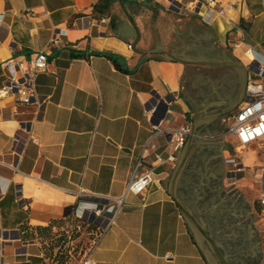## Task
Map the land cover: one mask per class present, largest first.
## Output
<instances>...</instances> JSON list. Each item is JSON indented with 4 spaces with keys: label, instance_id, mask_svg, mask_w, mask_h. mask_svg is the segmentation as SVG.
<instances>
[{
    "label": "crops",
    "instance_id": "1",
    "mask_svg": "<svg viewBox=\"0 0 264 264\" xmlns=\"http://www.w3.org/2000/svg\"><path fill=\"white\" fill-rule=\"evenodd\" d=\"M135 1L100 12V0H0V88L5 62H49L29 104L0 94V264H82L87 254L88 264H210L176 202L196 203L205 187L216 231L236 238L247 226L264 264L251 172L264 141L241 146L226 130L248 81H263L264 0H217L225 11L212 22L181 0ZM182 127L185 144L166 161ZM140 160L152 181L126 192Z\"/></svg>",
    "mask_w": 264,
    "mask_h": 264
},
{
    "label": "built area",
    "instance_id": "2",
    "mask_svg": "<svg viewBox=\"0 0 264 264\" xmlns=\"http://www.w3.org/2000/svg\"><path fill=\"white\" fill-rule=\"evenodd\" d=\"M180 1V0H169ZM183 5L198 13L206 21H213L214 15H222L225 7L220 5L217 0H181ZM205 8L202 11L201 8ZM101 22L103 20H100ZM4 66L8 69V78L5 84L0 88L1 95L14 94L17 95L16 101L19 104H29V97L34 90L35 80L39 73L47 71L49 62L44 53H38L29 61H21L15 65L5 62ZM262 68V71L260 70ZM264 81V58L259 62V71L257 73ZM263 81H255L250 79L246 85V99L244 103L229 117L227 123V132L234 134L240 145L244 146L256 141H264V84ZM189 133L188 127H182L175 132V143L173 152L168 154L166 161L174 162L177 152L184 146L186 135ZM160 159V158H159ZM233 166L231 170L234 174L243 177L245 174L243 164L235 162L234 158L227 160ZM142 160L137 163L133 174L127 184L126 192L138 194L143 192L152 181V172L145 170L138 173L137 168ZM252 175L259 181V189L257 202L259 205V213L264 226V165H257L251 168ZM122 199L118 200L115 211L120 207ZM111 220H109V223ZM98 243L96 239L93 243ZM89 255L83 259L82 264L89 263Z\"/></svg>",
    "mask_w": 264,
    "mask_h": 264
},
{
    "label": "water",
    "instance_id": "3",
    "mask_svg": "<svg viewBox=\"0 0 264 264\" xmlns=\"http://www.w3.org/2000/svg\"><path fill=\"white\" fill-rule=\"evenodd\" d=\"M190 150V143L185 146L183 152L178 160V163L175 167L174 180L185 164L186 158ZM176 202L186 218L191 230L195 234L197 240L204 249V252L208 258L210 264H229V257L223 251L219 240L216 238L217 226L212 224V227L209 229L205 227L204 223L198 218L201 215L199 211H194V208L183 204L181 201L176 199Z\"/></svg>",
    "mask_w": 264,
    "mask_h": 264
},
{
    "label": "flooded vegetation",
    "instance_id": "4",
    "mask_svg": "<svg viewBox=\"0 0 264 264\" xmlns=\"http://www.w3.org/2000/svg\"><path fill=\"white\" fill-rule=\"evenodd\" d=\"M210 186H211V189H213V190L216 189L215 193H217V183L211 184ZM200 193L201 194L199 196H197L196 198L203 196V199L198 200L196 203H194V201H196V199L192 200L193 204H191V207L194 208L195 212H196V209H197L196 208L197 207L196 204H203V203L207 204L208 197L211 194L210 190L207 187H205L203 192H200ZM200 210H199V208L197 209V211H200L201 215L204 216V218H205V220L207 222V228L210 229L212 227V224L217 226V227H219L223 223L221 219H218L217 217H214L212 215H207V212H205V209H203L202 207H201ZM226 221H228V220H226ZM216 238L218 240H221V242H223V244L225 245L226 250L228 252L227 255L229 257L228 258L229 259V264H234V263L235 264H260L261 256H260V254L258 252V248L256 246L257 242L254 245H252V246H254V250L251 251L250 253L244 255V254L238 252L237 251L238 249L235 247L236 241L238 239H240V236L236 237V238H232L228 234V236L225 237V238H222V239L218 238L217 235H216ZM254 240L255 239H252V241H254ZM249 243H251V242H249ZM230 249H232V251H233L232 253H230L231 252ZM226 250L223 249V251L225 253H226ZM237 257L242 258V260H238Z\"/></svg>",
    "mask_w": 264,
    "mask_h": 264
},
{
    "label": "rangeland",
    "instance_id": "5",
    "mask_svg": "<svg viewBox=\"0 0 264 264\" xmlns=\"http://www.w3.org/2000/svg\"><path fill=\"white\" fill-rule=\"evenodd\" d=\"M254 149H255V151L257 152V154H258V156L260 157V159L261 160H264V144H257V145H255L254 146ZM241 177V176H240ZM242 178V177H241ZM240 178V179H241ZM186 205H188V206H191V204H186ZM196 208L198 209L199 208V210L201 209V207L203 208V209H205V212H207V215H212V216H216V213H217V209H215V206H216V204H196ZM222 210H223V208H222ZM201 211V210H200ZM199 211V212H200ZM198 218L204 223V225H205V227H207V222H206V220H205V218H204V216H202V215H200V216H198ZM242 227V226H241ZM244 229H247L248 227L247 226H245V227H243ZM242 228V233L240 232V239H238L237 241H236V244H235V247L238 249L237 251L238 252H240V253H242V254H244V255H246V254H248V253H250L251 251H253L254 250V246H252V245H254L256 242L258 243V241H259V239H260V237H258V236H256V237H253V236H250V235H247V234H245V233H243L244 232V229ZM228 234H229V231H227V229H222V231H219V232H217L216 231V235H217V237L218 238H225V237H227L228 236ZM264 234V233H263ZM252 239H255L254 241H252ZM251 240V241H250ZM219 242H220V244H221V246L223 247V249L224 250H226V247H225V245L223 244V242H221V240H219ZM249 242H251V243H249ZM249 243V244H248ZM256 246H258V244H256ZM231 250V252L230 253H232L233 251H232V249H230ZM228 252H227V250H226V254H227ZM237 259L238 260H242V258H239V257H237ZM235 264V263H234ZM260 264H262V261H261V259H260Z\"/></svg>",
    "mask_w": 264,
    "mask_h": 264
},
{
    "label": "trees",
    "instance_id": "6",
    "mask_svg": "<svg viewBox=\"0 0 264 264\" xmlns=\"http://www.w3.org/2000/svg\"><path fill=\"white\" fill-rule=\"evenodd\" d=\"M129 3H136L135 0H126ZM110 3V0H100V2L95 6V9H97L100 12H103L105 10V8H107L108 4ZM107 56L112 59V61L114 62V64L116 66H119V64L117 63V60L115 57H113L111 54H107Z\"/></svg>",
    "mask_w": 264,
    "mask_h": 264
},
{
    "label": "bare ground",
    "instance_id": "7",
    "mask_svg": "<svg viewBox=\"0 0 264 264\" xmlns=\"http://www.w3.org/2000/svg\"><path fill=\"white\" fill-rule=\"evenodd\" d=\"M247 54H250V52H248Z\"/></svg>",
    "mask_w": 264,
    "mask_h": 264
}]
</instances>
